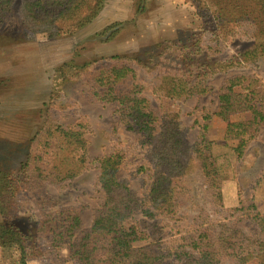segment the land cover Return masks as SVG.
<instances>
[{"label":"trees","instance_id":"obj_1","mask_svg":"<svg viewBox=\"0 0 264 264\" xmlns=\"http://www.w3.org/2000/svg\"><path fill=\"white\" fill-rule=\"evenodd\" d=\"M17 1L0 0V28ZM106 1L22 0L21 13L29 29L58 38L72 26L90 25ZM212 1L218 22L250 26L253 30L247 35L251 39L257 40L259 29L264 35V0ZM198 6L200 10L205 9ZM194 38L184 44L166 41L159 45L162 51L149 56L144 63L133 56H112L106 65L89 76L93 82V99L115 105L119 122L129 131L142 134L145 145L154 147L151 183L144 197H139L127 180L118 178L125 158L121 151H116L99 160L98 186L102 202L89 229L83 227L82 208L64 207L48 212L52 202L47 194L48 186L61 188L89 169V141L84 126L80 125L79 130L63 127L49 114L47 123L32 138L27 159L18 169L0 171V247L3 251L18 250L21 264L36 257H43L50 264L68 261L76 264H264V216L254 204L233 209L238 215L223 217L214 225L204 227L197 223L192 234L182 238L174 248L142 245L148 236L132 221L137 212L145 222L154 223L153 226L158 217L177 215L182 198L190 193L184 183H188L187 175L192 168L203 177L213 202L217 206L222 204L223 174L213 154L216 143L207 136V122L212 115L204 117L205 124L195 121L199 126L198 141L189 146L180 133L179 113H162L152 108L141 83L136 81L133 68L136 63L149 70L157 69L161 64L157 60L164 61L170 55L173 61L172 56L177 55V69L161 76L164 86L159 92H166L172 100L209 94L211 89L205 81L218 71L195 59L204 48ZM260 60H264V38L220 68L255 65ZM227 83L218 97L215 115L227 123L225 139L238 142L234 152L241 159L264 126L261 105L264 95L255 87L257 80L248 76L235 77ZM245 84L247 93L235 90ZM241 114L249 117L231 122L233 116ZM18 191L35 194L37 198L41 220L36 230L28 221L5 211L4 203L14 200ZM247 221L254 228L246 226ZM62 250L67 252V257L61 255Z\"/></svg>","mask_w":264,"mask_h":264},{"label":"rangeland","instance_id":"obj_2","mask_svg":"<svg viewBox=\"0 0 264 264\" xmlns=\"http://www.w3.org/2000/svg\"><path fill=\"white\" fill-rule=\"evenodd\" d=\"M21 1L16 2L0 28V171L20 167L30 152L33 136L52 116L63 127L79 130L80 125L84 126L89 141V169L61 188L48 186L47 194L52 199L48 212L64 207L82 208L83 227L89 229L102 202L99 160L116 151H121L125 158L118 178L127 180L131 189L143 198L151 183L154 147L145 145L142 134L129 131L119 122L115 105L93 99L89 76L112 56H133L144 63L149 56L162 51L159 47L162 43L184 44L196 36L194 39L201 41L204 52L195 59L218 71L205 81L211 89L209 94L172 100L166 92H159L164 86L161 76L177 69V55L172 56L173 61L170 55L164 61L157 60L161 62L157 69L149 70L136 63L133 68L152 108L162 113H179L180 133L189 146L198 141L199 126L195 121L205 124L204 117L212 115L207 122V136L216 143L213 154L223 174L222 204L217 206L213 202L203 177L192 168L187 175L188 183H184L190 193L182 198L177 215L158 217L153 226L137 212L132 221L148 236L142 245L174 248L182 238L192 234L197 223L204 227L214 225L223 217L238 215L232 212L237 207L254 204L264 216V126L238 159L234 152L238 142L225 139L227 123L215 115L218 97L232 78L248 76L257 80L255 87L264 95V60L255 65L220 68L262 41L260 29L255 40L247 35L253 30L250 26L218 22L212 0H201L200 4L198 0H107L90 25H75L61 37L50 38L45 32L29 29L23 20ZM198 5L205 9L200 10ZM235 90L249 91L246 84ZM261 105L264 112V100ZM248 117L235 115L231 122ZM142 167L144 170L140 171ZM36 201L35 194L18 191L14 200L4 203L5 211L28 221L36 230L41 220ZM245 224L254 228L250 221ZM61 255L67 257V252L62 250ZM20 259L18 250L6 252L0 247V264H21ZM27 264L50 263L36 257L28 259Z\"/></svg>","mask_w":264,"mask_h":264}]
</instances>
